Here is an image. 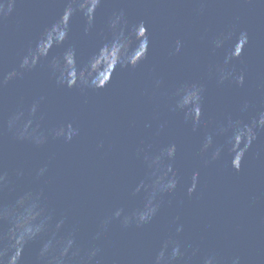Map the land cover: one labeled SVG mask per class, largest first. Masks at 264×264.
I'll return each instance as SVG.
<instances>
[{"label": "water", "instance_id": "95a60500", "mask_svg": "<svg viewBox=\"0 0 264 264\" xmlns=\"http://www.w3.org/2000/svg\"><path fill=\"white\" fill-rule=\"evenodd\" d=\"M69 4L74 12L65 42L62 29L54 27L38 45L37 65L20 69L23 57L35 50ZM95 6L96 0H0V211L25 193H38L45 214L65 220L62 234L74 227L83 248L101 247V264H152L162 241L175 235L178 225H183L177 238L186 249L184 264H202L210 254L218 264H232L236 257L239 264H264V130L258 131L239 171L230 166L227 153L209 163L211 149L200 153L208 134H213L214 145L224 143L215 130L229 116L248 122L264 111V0H101L89 26L79 8L88 12ZM120 10L129 25L144 22L150 43L138 66L114 71L132 43L117 38L102 45L112 38L109 18ZM242 30L249 42L230 67L243 72L245 83L218 85L215 69L235 36L216 51L211 42L221 33L238 35ZM178 39L183 47L170 55ZM142 55L141 44L128 59L135 62ZM54 59L63 63L69 82L88 75L97 84L112 78L102 89L68 88L58 83ZM14 71L19 75L6 80ZM193 82L205 87L196 131L185 123L183 112L171 110L177 88ZM245 101L249 106L241 111ZM33 105L37 111L29 131L35 128L47 137L41 145L19 139L16 128H9L15 114L23 113L26 121ZM69 123L79 129L72 140L52 135ZM240 139L237 135L236 141ZM169 143L177 145L176 192L164 198L150 224L122 230L114 221L94 240L105 216L118 207L130 211L141 205L143 194L133 195V190L148 173L143 154H156ZM41 169H46L43 175ZM193 172L199 179L189 196ZM10 227L0 217V264H6L8 241L3 236ZM47 238L43 234L29 242L19 264H37Z\"/></svg>", "mask_w": 264, "mask_h": 264}, {"label": "clouds", "instance_id": "9594fccd", "mask_svg": "<svg viewBox=\"0 0 264 264\" xmlns=\"http://www.w3.org/2000/svg\"><path fill=\"white\" fill-rule=\"evenodd\" d=\"M101 0H96V5L91 11L85 12L81 8L80 11L84 12L88 18L89 26L94 18L97 7L100 5ZM11 10V6H9ZM74 9L69 4L63 12L60 19L47 29L42 35L41 39L37 42L35 50H29V54L25 55L20 63V69L30 70L34 68L39 60L36 58L38 45L43 41L47 34L56 26L62 29L64 41L68 37V23L70 17L73 15ZM108 27L112 33V38L107 40L102 45H110L117 38H129L132 40L131 45L122 53L120 60L114 66V71L117 66L121 68H135L141 61L146 59L149 50V37L148 29L144 22L136 25H129L125 18V13L120 10L118 13L113 12L109 18ZM87 31V29H86ZM139 32L140 36L137 38L136 33ZM235 36V43L231 49L225 50V57L222 65H218L215 69L216 82L218 85H223L225 82L233 83L236 86H243L245 83V76L243 72L237 73L235 67L230 65L232 61L241 57L244 48L249 42V36L246 31H240L239 34L233 32L221 33L218 37L212 40V51L221 49L225 43L232 40ZM143 45V55L135 62H130V57L137 47ZM183 42L176 40L174 49L169 53L176 55L181 51ZM52 68L59 70L60 77L58 83L66 85L68 88L82 86L85 88L102 89L111 80L97 84L94 76H81L78 80L69 82L63 71V63L57 59L52 61ZM113 71V72H114ZM19 75L14 71L9 74L7 79H11ZM162 81L157 80L156 86L160 87ZM205 87L199 82L185 83L180 85L175 93L176 102L175 106L171 109L173 112H183V119L185 123H190L192 130L196 131L201 123L202 118V102L204 98ZM188 103L185 99L193 97ZM248 103L245 101L241 111L248 108ZM198 109L196 112L194 110ZM37 109L33 105L29 110V118L22 122L23 113L15 114L9 120V128H16V134L19 139H29L35 144L41 145L46 142L47 137L37 132L33 128L29 131L32 124V118L35 116ZM164 125H160L163 129ZM264 130V111L258 113V116L245 122L242 119H233L231 116L227 118V123L220 124L215 130L216 135H221L225 138L224 143L221 145H214L213 134L205 136L203 143L200 146V153L206 154L211 149L210 159L205 163L211 161L221 160L225 153L230 156V166L239 171L242 166V161L252 142L257 138V133ZM79 129L74 128L71 123L61 125L55 129L52 135L56 138L63 137L65 141H70L78 135ZM237 135L241 136L239 142L236 141ZM143 151V150H140ZM140 153L138 152V155ZM177 155V145L169 143L162 147L156 154L144 152L143 161L148 169L147 176L141 180L133 190V195L143 194L142 203L140 206L125 211L123 207H118L109 215L105 216L99 225V230L93 237L94 240H100L104 233L108 230L109 226L115 221L118 222L122 230H127L131 227L142 228L150 224L160 211L164 198L170 194H174L179 184V177L174 171V161ZM46 169L40 170V175ZM199 173L193 172L191 176V183L187 187V194L191 196L197 189ZM0 217L3 220L10 222L11 227L7 234L3 236V240L8 241L4 247L6 264H19L21 261L22 253L29 244V242L36 240L43 234H48V238L42 243L39 251L35 257L37 264H101V247L92 245L88 248H83L77 242L76 230L61 233L64 227L65 220H55L51 214H45V210L40 204V195L34 193H25L22 195L11 208H5L0 211ZM179 219V217H177ZM183 231V225H178L175 229V235L169 236L162 241L159 250L156 252L152 264H184L186 261V249L183 243L177 238ZM202 264H218V258L215 254L207 255L203 258ZM232 264H239V257L232 260Z\"/></svg>", "mask_w": 264, "mask_h": 264}]
</instances>
